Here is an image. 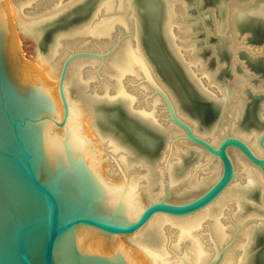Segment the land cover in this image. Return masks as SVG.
<instances>
[{
	"label": "bare ground",
	"instance_id": "1",
	"mask_svg": "<svg viewBox=\"0 0 264 264\" xmlns=\"http://www.w3.org/2000/svg\"><path fill=\"white\" fill-rule=\"evenodd\" d=\"M156 1L161 8V32L168 48L198 92L217 111L210 126H201L203 121L199 123V118L193 119L182 110L176 95L158 77L142 51L137 0H0V18L9 30L7 52L13 70L23 80L41 85L55 104L56 110L42 122L46 157L55 160L70 155L84 159L113 199H126L131 220L149 202L163 198L184 202L194 198L222 173L219 157L184 137L175 139L185 132L170 118L162 95L150 96L151 87L163 90L177 117L212 145L217 146L228 133L246 141L256 155H264V147L259 143L260 130L241 125L253 102L245 85L226 79L204 82L196 70L201 59L192 55L195 46L181 45L177 38L178 33L186 30L180 19L187 3ZM263 7L255 8L258 15L253 16L252 9L245 17L264 19ZM81 10L87 13L83 18L68 28L56 27L46 49L37 50V59L44 69L19 61L15 25L39 43L65 15ZM117 35L124 37L105 59L80 57L69 62L63 82L68 114L58 126L56 122H61L64 115L57 74L63 55L60 46L73 41L80 48L102 49L111 46ZM182 47L191 48L192 52L185 55ZM234 53L230 63L233 72L239 62L237 52ZM240 65L247 70L245 64ZM256 113L264 122V98L258 102ZM107 121L145 141L150 140L146 131H151L165 141L164 147L156 158L143 155L116 133L103 128L101 124ZM228 152L234 177L215 200L188 215L156 213L144 225L177 264L252 263L256 235L264 234V177L261 169L238 148L230 147Z\"/></svg>",
	"mask_w": 264,
	"mask_h": 264
},
{
	"label": "water",
	"instance_id": "2",
	"mask_svg": "<svg viewBox=\"0 0 264 264\" xmlns=\"http://www.w3.org/2000/svg\"><path fill=\"white\" fill-rule=\"evenodd\" d=\"M217 1L221 6L224 3ZM199 2L195 0L197 11ZM263 3L264 0H251L247 11L236 16L240 33L247 32L249 37L252 35L260 41H264V19L253 17L258 15L257 9L248 18L245 13ZM137 5L142 27L141 48L158 77L161 79L147 52L148 47L161 68L173 76L201 118L215 120L216 109L198 92L164 40L161 8L157 1L137 0ZM79 13L87 14L84 10ZM146 26L150 31L145 34ZM8 32L0 18V264H177L144 228L150 218L156 213L188 215L215 200L234 177V165L228 152L230 147L238 148L261 169L264 177V155H256L246 141L228 133L217 146L212 145L177 117L163 90H154L165 100L170 118L184 130L183 137L219 157L222 173L194 198L184 202H170L164 198L149 202L137 218L131 220L126 199H113L84 159L70 155L55 160L46 157L42 122L46 115L56 110L55 104L41 85L23 80L13 70L7 52ZM51 35L49 29L39 44L47 47L46 41ZM144 38L148 39V47ZM240 55L250 71L264 83V56ZM81 56L100 57L93 52L80 51L64 59L58 84L64 115L61 122H56L58 126L65 122L68 114L63 89L67 67L73 58ZM18 58L22 63L31 62L22 57L19 48ZM231 58L229 52L225 59L228 69ZM225 74L230 76L229 72ZM248 95L252 96L253 102L247 107L241 125L259 129V143L264 147V122L256 113L264 90L260 94L248 91ZM101 125L150 158H156L164 147L165 141L151 131H146L150 140L145 141L111 121ZM261 199L264 203V191ZM256 236L255 241L260 246L257 254H253L251 264H264V234Z\"/></svg>",
	"mask_w": 264,
	"mask_h": 264
},
{
	"label": "rangeland",
	"instance_id": "3",
	"mask_svg": "<svg viewBox=\"0 0 264 264\" xmlns=\"http://www.w3.org/2000/svg\"><path fill=\"white\" fill-rule=\"evenodd\" d=\"M44 0H41V2ZM187 3L188 8L185 10V14H183L182 19H180L181 26L186 29L182 30L178 33V42L183 45H193L195 48L193 49V56L199 57L201 62L196 67L197 73L201 76L204 82L210 79L217 80H227L235 81L237 84L243 83L245 85V90L253 91L254 94L260 93L264 90V83L257 79V75H255L252 71L249 70V67L244 61V58L240 54H244L247 56H251L254 58L264 56V41L257 40L254 36L250 35L249 37L247 32H241L236 26V16L242 11H247L251 0H224V3H219L217 0H200L199 2V11L195 8V0H183ZM40 2H38L39 4ZM249 5V6H248ZM256 6V7H262ZM254 7L253 9H255ZM39 8V5H38ZM37 8V9H38ZM264 8V7H263ZM41 9V8H39ZM252 10V9H251ZM139 13V11H138ZM244 14V13H243ZM241 15V14H240ZM246 15V14H245ZM85 15L82 13L73 12L65 15L63 20L58 21L51 29L54 32L56 27L57 30L65 29L72 26L74 23L78 22ZM140 16V14H139ZM16 36L18 40V46L20 47L21 55L24 59L31 61L40 69L43 68V65L37 59V50L41 49L44 51L46 46L42 44V46L34 39L33 36L26 34L20 30V28L15 25ZM55 30V31H57ZM150 31L149 27L146 26L145 34ZM118 37L115 39L114 43L107 47L103 46V48H79L75 45L73 41H68L62 43L60 54L62 55L61 63L59 64V70L57 74L60 73L61 66L63 64L64 59L74 52H93L98 54L100 57H92L98 59H105L111 52H113L118 44L122 41L123 35H117ZM147 38V36H145ZM145 40L146 47H148V39ZM48 41H46L47 43ZM47 45V44H46ZM92 46V45H91ZM40 47V48H39ZM87 47V46H85ZM185 55L192 52L191 48L186 49L182 47ZM147 52L151 57L152 62L155 64L157 68V73L161 77L162 81L173 91L176 95L179 103L181 104L182 110L190 115L193 119L199 118V123L201 126H210L213 121H205L201 118L198 111L192 105L191 101L186 97L183 91L176 85V82L172 75L167 73L163 68H161L159 61L153 57V54L150 52V48L148 47ZM231 52V61L234 56V52H237V57L239 59L237 65V71L233 72L231 70L230 64L229 69L226 66L225 59L228 56V53ZM103 56H102V55ZM81 57H89V56H81ZM91 57V56H90ZM80 58V57H76ZM241 62L245 64L246 71H244L241 67ZM231 63V62H230ZM240 68V70H238ZM226 72L230 73L228 77ZM58 77V76H57ZM58 80V78L56 79ZM151 95H155L154 89L151 87ZM260 91V92H259ZM183 135L176 136V140L181 139ZM257 237V236H256ZM234 238V235H233ZM260 245L254 241L252 253L257 254L258 247ZM223 250V249H222Z\"/></svg>",
	"mask_w": 264,
	"mask_h": 264
}]
</instances>
